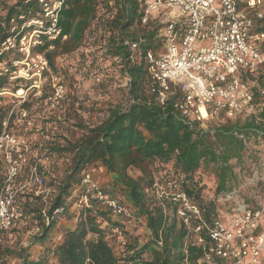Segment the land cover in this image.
<instances>
[{
  "label": "trees",
  "instance_id": "1",
  "mask_svg": "<svg viewBox=\"0 0 264 264\" xmlns=\"http://www.w3.org/2000/svg\"><path fill=\"white\" fill-rule=\"evenodd\" d=\"M144 8L145 0H66L59 22L62 34L36 47L45 53L50 69L57 74L59 57L79 53L77 68L86 69L91 80H102L99 70L120 76L119 84L114 77L111 80L123 99L101 108L103 116L94 122L79 118L71 126L79 134L61 128L46 141L45 152L35 158L43 159L40 175L52 191L46 199L33 187L20 195L24 217L10 233L0 236V264H8L9 257L16 258L18 264H200L203 248L177 216L176 204L155 197L154 183L162 176L178 179L208 221L231 212L234 200L227 199L226 193L234 185L240 188V197L248 207L264 197V179L255 184L249 179L260 157L253 142L264 140V110L245 119L220 117L205 129L184 117L174 98L162 105L150 91L144 58L146 50L159 47L158 31L147 32L141 26ZM37 10L35 0L27 4L24 0H4L0 37H6L4 30L12 15ZM255 23V30L264 32V15L255 17ZM127 40L139 42L138 49L132 50L125 44ZM104 63L107 65L102 68ZM10 83L8 76L0 77V92ZM255 95L257 103H264L259 91ZM31 103L21 106L29 114ZM7 116L0 105V130ZM257 117L262 120L257 121ZM45 122L61 124L54 115ZM233 160L243 170L240 178ZM51 163L56 169L49 167ZM59 164L62 172L57 169ZM203 168L214 169V191L209 189ZM4 169L0 157V189ZM99 171L104 173L99 182L102 190L126 205L130 216H114L96 200L88 204L81 201L84 176L91 173L97 180ZM131 223L142 228L139 235L128 229ZM114 227L122 230L123 241L112 233ZM25 237L26 245L20 243Z\"/></svg>",
  "mask_w": 264,
  "mask_h": 264
},
{
  "label": "built area",
  "instance_id": "2",
  "mask_svg": "<svg viewBox=\"0 0 264 264\" xmlns=\"http://www.w3.org/2000/svg\"><path fill=\"white\" fill-rule=\"evenodd\" d=\"M3 1L0 0V10ZM65 1L35 0L38 10L34 14L12 15L4 30L6 37H0V77L31 82L27 88L17 89L21 102L27 100L30 89L37 90L50 109L59 107L64 98L65 85L52 74L53 90L42 95L51 69L45 53L36 51V47L62 34L59 22ZM263 3L264 0H145L141 26L147 32L157 29L159 47L146 50L144 58L150 91L159 102L164 105L174 98L180 113L205 129L220 117L245 119L264 110V103H257L255 95L259 91L258 96L264 98V32L255 30V17L264 15ZM125 44L132 50L139 47L137 41L127 40ZM8 52L19 56L8 59ZM129 79L127 76L126 81ZM5 93L8 92L0 95ZM11 114L13 111L0 130V157L5 164L0 189V236L10 233L24 217L20 195L26 188L33 187L44 199L52 191L40 175L43 159L32 162L25 139L11 131ZM21 120L26 122L25 129L33 125L27 109L21 110ZM259 120L262 119L257 117ZM249 179L250 184H255L264 176L253 169ZM82 186V202L96 200L114 216H130L129 208L105 193L91 173L84 176ZM239 190L234 185L226 193L227 199L234 200L231 212L208 221L178 179L162 176L153 185L158 200L176 204L177 216L203 248L200 264H264V197L256 206L248 207ZM112 233L124 240L120 227H114Z\"/></svg>",
  "mask_w": 264,
  "mask_h": 264
},
{
  "label": "rangeland",
  "instance_id": "3",
  "mask_svg": "<svg viewBox=\"0 0 264 264\" xmlns=\"http://www.w3.org/2000/svg\"><path fill=\"white\" fill-rule=\"evenodd\" d=\"M7 1L10 3L12 0ZM262 9H264V3ZM18 56L19 54L16 52H8L6 57L10 59ZM78 61L79 53L61 56L58 59L60 68L58 74L52 70L48 73L47 79L42 87V95H48L53 90L50 74L60 77L65 85L64 98L60 106L56 109H50L48 106H46L43 102L44 98L38 94L37 90L34 89H30L27 92V101L21 102L20 98L17 96L19 93L16 92V87L18 85L17 88H20L21 86L27 88L31 84V82L27 81H12L10 86L4 90L8 93H5L0 98V105L5 108L7 115L9 116L12 111L14 112V117L11 114L12 117L10 119V129L16 135H19L25 139L28 155L32 158V160L35 159L37 155L45 152V143L46 141L52 140V133L54 131L58 132L63 130L61 128L68 127L73 133L79 134L80 131H78L76 127H71L72 124H75L79 118H82L86 122H94L99 116H103V113H100L101 108H105L111 102H116L123 99L121 92L117 87L115 88V80H111V78L114 77L116 81H118L117 84H119L120 76H115L116 74H113L112 72H110L112 75L109 72H104V74L103 70H99L100 74L96 73L95 75L99 74L102 76V80L100 82L93 81L91 80V75L86 73V69L85 71H80V69L77 68V66L80 64ZM89 62L91 61H87L86 63L88 64ZM106 65L107 64L104 63L102 68H104ZM99 75L97 76L99 77ZM95 78L97 79L96 76ZM11 93H15L16 95H12ZM27 102H32V110L30 114L28 111V116L33 121V125L28 129H25L26 122L25 120H21V106ZM45 114H47V116ZM51 115L57 116L58 120H61V124L54 123L51 125L47 123L46 125L45 118ZM64 117L66 120H64ZM49 125L52 129L49 127ZM65 131L67 132V129ZM69 133L70 132H68V134ZM260 140L261 142H253V144L257 147L256 149L260 153V157L256 164V169H258L260 173L264 174V140L262 138H260ZM232 165L234 166L235 172H237V174H239L238 172L240 171L243 172L242 169L239 170L238 161L233 160ZM49 167L54 170L55 164L51 163V166ZM60 168L61 164L58 165L57 169L62 172ZM3 172L4 173L2 174L4 175L5 171ZM201 172L204 173L206 180L209 183L210 191H214L217 180L214 169L203 168ZM248 175L249 174L247 173L246 176ZM103 177L104 173L102 171H99V173L96 175L98 182H101ZM238 177L240 178L242 175H238ZM243 181L244 180L242 179L241 184ZM227 215L228 214L226 212L224 216ZM127 227L134 235H139L142 232V228L138 227V225L135 223L128 224ZM30 232L32 231H29V234ZM20 243L26 245V237L20 240ZM6 262L8 264H18L16 258L12 257H9Z\"/></svg>",
  "mask_w": 264,
  "mask_h": 264
},
{
  "label": "bare ground",
  "instance_id": "4",
  "mask_svg": "<svg viewBox=\"0 0 264 264\" xmlns=\"http://www.w3.org/2000/svg\"><path fill=\"white\" fill-rule=\"evenodd\" d=\"M20 93H21V91H20Z\"/></svg>",
  "mask_w": 264,
  "mask_h": 264
}]
</instances>
